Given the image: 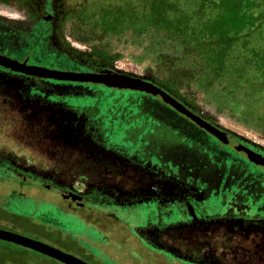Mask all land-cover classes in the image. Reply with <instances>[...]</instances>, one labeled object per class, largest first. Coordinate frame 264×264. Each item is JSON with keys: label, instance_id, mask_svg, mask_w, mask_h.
Returning a JSON list of instances; mask_svg holds the SVG:
<instances>
[{"label": "flooded vegetation", "instance_id": "af4514ba", "mask_svg": "<svg viewBox=\"0 0 264 264\" xmlns=\"http://www.w3.org/2000/svg\"><path fill=\"white\" fill-rule=\"evenodd\" d=\"M36 7L27 22L0 16V121L71 154L85 171L43 175L0 150V229L88 264H264V148L217 125L210 132L159 95L98 82L118 71L63 41L62 0H37ZM38 67L73 79L40 75ZM123 91L161 106L154 117H131L125 105H103L105 95ZM168 108L177 117H162ZM6 197L47 202L91 237L10 211ZM140 207L154 218L132 232L126 222ZM45 226L59 242L38 233ZM10 247L39 254L45 264H67L4 239L0 264L15 255Z\"/></svg>", "mask_w": 264, "mask_h": 264}, {"label": "rangeland", "instance_id": "374dc122", "mask_svg": "<svg viewBox=\"0 0 264 264\" xmlns=\"http://www.w3.org/2000/svg\"><path fill=\"white\" fill-rule=\"evenodd\" d=\"M36 1L0 0V16L27 22L36 14ZM57 29L88 59L152 80L215 125L264 148V0H62ZM114 95L119 101L111 99ZM114 95H105L103 105H125L131 117H154L161 106L139 92ZM169 110L161 116L173 117ZM0 150L43 175L84 177L85 166L74 156L1 121ZM3 204L91 237L47 202L6 197ZM153 216L150 207H140L126 224L133 232L135 224ZM50 226L38 233L59 242L56 234L46 235ZM9 249L15 255H6L4 264L47 262L32 251Z\"/></svg>", "mask_w": 264, "mask_h": 264}, {"label": "water", "instance_id": "95a60500", "mask_svg": "<svg viewBox=\"0 0 264 264\" xmlns=\"http://www.w3.org/2000/svg\"><path fill=\"white\" fill-rule=\"evenodd\" d=\"M37 69H39L38 74L40 75H45V72H50L49 76H52V77L63 78V79H73L71 77L54 75V73H58V74L65 73L62 71L49 70L47 68H40V67H38ZM116 75H118V77L114 76L115 79L109 76L111 78L109 80L107 79L108 76H104L102 79L100 80L98 79L97 81L103 82L108 86H114L117 88H129L133 90L143 91V92L149 93L154 96L159 95L165 103L170 105L172 108H174L176 111L180 112L181 114L191 118L199 126L209 130L212 133L218 131V127L216 125L205 120L204 118H202L201 115L192 111L184 102L178 100L176 97L171 95L166 89H164L163 87H160L159 85L154 83L152 80L148 78L137 77V76L119 73V72H116ZM87 80H90V79H87ZM0 239H4L7 241H11V242L26 246L33 250L47 254L51 257L57 258L67 264H88L70 254H67L61 250L53 248L47 244H44L37 240L31 239V238H28L23 235L16 234L10 231L0 229Z\"/></svg>", "mask_w": 264, "mask_h": 264}, {"label": "trees", "instance_id": "16d2710c", "mask_svg": "<svg viewBox=\"0 0 264 264\" xmlns=\"http://www.w3.org/2000/svg\"><path fill=\"white\" fill-rule=\"evenodd\" d=\"M173 113H174V114H173ZM168 114H169V116L172 115L173 117H177V116L175 115L176 113H175V112H172V111H170V110L168 111Z\"/></svg>", "mask_w": 264, "mask_h": 264}]
</instances>
